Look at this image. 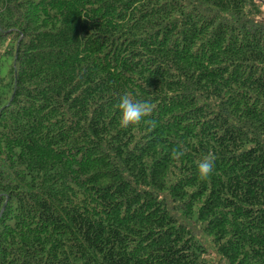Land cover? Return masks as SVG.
I'll return each mask as SVG.
<instances>
[{"label":"trees","instance_id":"obj_1","mask_svg":"<svg viewBox=\"0 0 264 264\" xmlns=\"http://www.w3.org/2000/svg\"><path fill=\"white\" fill-rule=\"evenodd\" d=\"M263 13L0 0V264H264Z\"/></svg>","mask_w":264,"mask_h":264},{"label":"clouds","instance_id":"obj_2","mask_svg":"<svg viewBox=\"0 0 264 264\" xmlns=\"http://www.w3.org/2000/svg\"><path fill=\"white\" fill-rule=\"evenodd\" d=\"M118 110L120 114L119 123L121 127L135 125L144 120L152 112V105L147 101H139L132 99L127 93L119 98ZM182 151L172 150L173 157H180ZM215 161L210 156L204 157L197 165L198 178L207 180L213 173Z\"/></svg>","mask_w":264,"mask_h":264},{"label":"rangeland","instance_id":"obj_3","mask_svg":"<svg viewBox=\"0 0 264 264\" xmlns=\"http://www.w3.org/2000/svg\"><path fill=\"white\" fill-rule=\"evenodd\" d=\"M263 12H264V7H263ZM264 14V13H263ZM202 239V242H203V245L206 247L207 250H210V245H209V241H206L204 236L201 238ZM204 240V241H203Z\"/></svg>","mask_w":264,"mask_h":264}]
</instances>
